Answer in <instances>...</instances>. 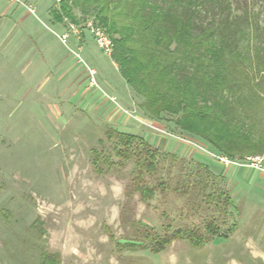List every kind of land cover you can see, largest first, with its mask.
<instances>
[{
	"label": "rangeland",
	"instance_id": "rangeland-1",
	"mask_svg": "<svg viewBox=\"0 0 264 264\" xmlns=\"http://www.w3.org/2000/svg\"><path fill=\"white\" fill-rule=\"evenodd\" d=\"M62 1L0 0V264H38L43 251L61 264H264V172L222 160L256 156L151 117L88 28H102L94 7L60 21ZM110 128L158 149L155 172L139 179L140 157H120ZM138 184L157 191L144 200ZM211 221L220 232L200 249L124 246Z\"/></svg>",
	"mask_w": 264,
	"mask_h": 264
},
{
	"label": "trees",
	"instance_id": "trees-1",
	"mask_svg": "<svg viewBox=\"0 0 264 264\" xmlns=\"http://www.w3.org/2000/svg\"><path fill=\"white\" fill-rule=\"evenodd\" d=\"M263 4L264 0H63V14L53 12L60 21L66 16L76 21L77 6L94 7L95 20L113 38L112 59L151 117L170 114L176 126L217 151L246 158L264 155ZM107 133L116 139L120 157H140L139 179L143 169L155 172L158 149L139 135L111 128ZM99 160L96 153L94 162ZM137 186L144 200L157 191ZM219 232L211 221L205 230L179 229L163 238L145 234L153 246H124L159 254L174 240L185 239L200 249ZM38 264L61 261L59 255L43 251Z\"/></svg>",
	"mask_w": 264,
	"mask_h": 264
},
{
	"label": "built area",
	"instance_id": "built-area-1",
	"mask_svg": "<svg viewBox=\"0 0 264 264\" xmlns=\"http://www.w3.org/2000/svg\"><path fill=\"white\" fill-rule=\"evenodd\" d=\"M57 3H60L61 0H54ZM29 12L31 14H35V9L30 6L29 7ZM94 23H89L88 24V28L90 29V31L92 32V34L94 35L95 41L97 43V45L105 52V54H107L108 56H111L113 49H114V42L112 40V38L100 27L93 25ZM71 28L73 29V33L76 34V32L78 33L77 29H75L74 25H71ZM68 38V34H64L61 37V40L63 42H65ZM78 39H80V37H78ZM223 161H225L226 163H234L240 166H247L250 168H254L257 169L259 171H263L264 172V155L262 156H256V157H248L246 158V162L247 163H243L241 164L240 162H233L231 160H227L225 158H222Z\"/></svg>",
	"mask_w": 264,
	"mask_h": 264
},
{
	"label": "crops",
	"instance_id": "crops-1",
	"mask_svg": "<svg viewBox=\"0 0 264 264\" xmlns=\"http://www.w3.org/2000/svg\"><path fill=\"white\" fill-rule=\"evenodd\" d=\"M31 65H32V63H31V61H29V62H28V66L31 67Z\"/></svg>",
	"mask_w": 264,
	"mask_h": 264
}]
</instances>
